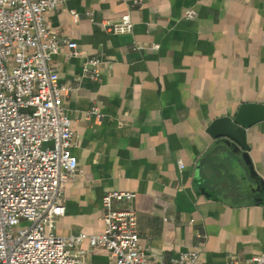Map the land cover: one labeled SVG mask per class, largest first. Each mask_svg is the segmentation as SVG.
Here are the masks:
<instances>
[{
    "label": "crops",
    "instance_id": "1",
    "mask_svg": "<svg viewBox=\"0 0 264 264\" xmlns=\"http://www.w3.org/2000/svg\"><path fill=\"white\" fill-rule=\"evenodd\" d=\"M127 14L132 34L105 31ZM47 20L84 55L64 46L53 59L60 82L74 86L64 107L79 162L56 234L103 233L104 196L129 192L152 260L198 250L199 264H252L264 253V121L248 132L252 172L212 151L208 129L243 104L264 105V0H68ZM86 57L104 60L98 81L82 76ZM95 105L101 118L87 114ZM78 253L115 264L88 242Z\"/></svg>",
    "mask_w": 264,
    "mask_h": 264
},
{
    "label": "built area",
    "instance_id": "2",
    "mask_svg": "<svg viewBox=\"0 0 264 264\" xmlns=\"http://www.w3.org/2000/svg\"><path fill=\"white\" fill-rule=\"evenodd\" d=\"M67 1L0 0V264H86L78 253L85 242L107 250L115 264H199L198 250L170 261L152 260L139 235L135 195L129 192L104 196L103 233L56 234V222L66 212V184L79 175L72 119L64 107L74 86L60 82L53 59L64 46L70 57L84 55L47 20ZM145 5L146 0H133L134 7ZM196 16L194 10L184 15ZM103 27L110 34H132L134 22L127 14ZM133 47L147 48L137 42ZM104 64L86 57L82 76L98 81ZM87 114L102 117L97 105ZM179 167L185 168L183 161ZM252 264H264V253Z\"/></svg>",
    "mask_w": 264,
    "mask_h": 264
},
{
    "label": "water",
    "instance_id": "3",
    "mask_svg": "<svg viewBox=\"0 0 264 264\" xmlns=\"http://www.w3.org/2000/svg\"><path fill=\"white\" fill-rule=\"evenodd\" d=\"M261 121H264V105L257 103L243 104L234 116L216 119L208 129L213 139L211 150H217L231 167L244 166L252 172L254 167L248 132Z\"/></svg>",
    "mask_w": 264,
    "mask_h": 264
}]
</instances>
